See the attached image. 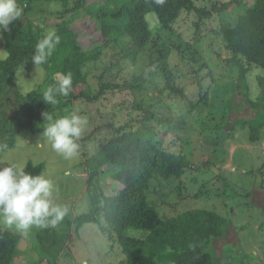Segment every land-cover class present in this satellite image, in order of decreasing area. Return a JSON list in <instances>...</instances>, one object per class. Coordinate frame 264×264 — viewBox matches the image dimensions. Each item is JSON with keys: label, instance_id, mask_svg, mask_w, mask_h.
<instances>
[{"label": "trees", "instance_id": "obj_1", "mask_svg": "<svg viewBox=\"0 0 264 264\" xmlns=\"http://www.w3.org/2000/svg\"><path fill=\"white\" fill-rule=\"evenodd\" d=\"M86 1L17 0L23 8L22 17L27 18L25 25L21 17L9 25L10 31L3 32L7 56L0 58V153L15 146L20 129L35 135L42 133L44 111L53 118H59L67 115L62 110L74 101L96 102L116 89L123 90L127 86L134 88L138 76L134 75L131 81L119 85L104 82L106 72L116 76L126 67L136 66L138 56L146 51L152 41V18H156L158 28H168L182 12L195 8L192 0H101L99 7L92 10L85 7ZM236 2L242 11L236 15L233 23L222 25L221 34L231 55L229 61L239 67L244 85L248 68L241 61L242 57L245 64L264 70V0H254L250 6L241 4L239 0ZM230 5L229 1L215 9L223 11ZM82 8L94 15L105 39L88 50H82L76 44L74 34L69 29V25L80 16ZM47 15L59 18L60 22L56 26L48 24ZM48 31H54L60 37V43L47 62L40 65L47 70L44 79L46 87L33 86L23 92L18 86V73L23 67L34 65L31 58L35 45ZM177 46L180 57L185 58L189 50ZM164 50L158 51L159 59L167 56ZM104 56L110 62L104 63L103 72L97 76L98 89L93 92L88 76L98 70ZM191 60L198 62V67L204 65L196 55ZM157 71L164 83L163 90H168L167 94H183L181 87L174 83V75L166 62L160 63ZM69 73L72 78L69 95L65 97L57 93L55 105L45 104L43 92L50 86H58L59 80L54 78L55 74L63 78ZM259 81L263 97L255 102L245 93L242 100L252 113L249 117L236 119L240 128H247L250 141L259 140L264 130V78ZM197 83L201 85L199 80ZM232 99L225 101V110L232 108ZM197 105L190 103L191 107ZM126 108L128 118L118 124L107 123V130L97 137L96 146L94 149L91 147V152L83 149L84 138L79 140L83 160L78 167L86 172L85 201L88 211L78 214L71 221H61L58 226L63 224L62 227L67 230L66 236H69L71 223H74L73 232L76 233L78 227L84 224L99 225L101 235L108 240L111 248L115 246L124 255V259L117 264H250L252 253L241 260L231 257L230 261L223 255L219 258L213 253L212 242L223 235L226 216L231 215V210H227L229 207L223 209L226 216L205 207L178 210L171 217L161 214L160 206L163 208L165 202L159 198L164 199L169 193L173 195L166 192L168 184L184 175L186 158L154 139L151 136L155 134L153 130L149 132L147 120L160 133L168 132L170 117L151 112L148 106H143L136 99L131 107ZM136 110H141L138 113L141 124L139 117L136 121L138 115H131ZM43 168V163L28 161L25 170L35 175L40 174ZM106 177L117 182L115 194L105 195L101 189V180ZM220 179L226 183L223 191L231 194L232 187L227 186L223 177ZM196 185L200 191L195 197L205 198L212 194V189L205 188V184L193 181V186ZM48 228L55 236L52 234L55 233L54 227ZM38 232L33 231L34 235L28 233V237L0 227V264H65L62 263L65 255L60 257L58 253L40 252L41 242L47 237H41ZM51 238L52 243L54 240Z\"/></svg>", "mask_w": 264, "mask_h": 264}, {"label": "rangeland", "instance_id": "obj_2", "mask_svg": "<svg viewBox=\"0 0 264 264\" xmlns=\"http://www.w3.org/2000/svg\"><path fill=\"white\" fill-rule=\"evenodd\" d=\"M229 1L231 5L223 11L215 9ZM253 1L239 0L241 4L249 6ZM100 2L87 0L85 7L96 10ZM192 2L195 8L182 12L168 28H158L156 18L150 20V27L154 30L152 41L146 51L138 56L134 68L126 67L116 76L106 72L104 82L119 85L131 81L134 75L138 76L134 88L127 86L123 90L116 89L96 102L74 101L62 111L67 115L74 112L87 117L88 123L80 140L84 138L82 147L88 152L96 146L97 137L107 130V123L118 124L128 118L126 107H131L135 99L141 101L143 106H148L151 112L170 117V130L165 134L156 130L151 121L147 120L149 132H155L151 135L154 139L172 152L182 153L186 158L184 175L168 184L166 192L173 195L169 193L164 199L159 198L165 202L163 208L160 206L161 214L171 217L178 210L205 207L226 216L223 209L229 207L227 210H231V215L226 216L223 235L212 242L213 253L219 258L223 255L227 261L232 258L245 259L252 253L250 264H264V130L259 140L250 141L247 128H240L236 122V119L249 117L252 113L242 100L245 93L255 102L263 97L259 79L264 78V70L245 64L242 57L241 61L248 68L243 85L239 67L229 61L231 55L221 33L222 25L233 23L236 15L242 11L236 0ZM80 12L69 29L74 34L76 44L82 50H88L105 39L94 15L83 8ZM26 18L23 16L21 19L23 25L26 24ZM59 22V18L47 15L48 24L56 26ZM4 41L5 35L0 32L1 59L7 56ZM177 45L189 50L185 58L180 57ZM159 50H164L167 56L159 59ZM194 55L200 57L204 65L198 67V62L191 60ZM108 61L110 59H103L98 70L88 76L93 92L98 89L97 76L103 72L102 67ZM162 62H166L172 71L174 83L181 87L182 95H169L166 88L163 90L164 83L157 71ZM20 70L18 86L23 92L33 86L46 87L45 68L29 64ZM54 78L60 80L62 76L55 74ZM198 80L201 85L197 83ZM230 98H233L234 104L231 109L225 110V101ZM190 103L198 105L191 107ZM138 113L141 110L132 111L131 115L135 117ZM138 117L141 124L140 115L136 121ZM178 123L180 125L175 128L174 125ZM82 160L81 152L72 161L63 159L51 150L43 140L42 133L35 135L25 129L19 130L13 148L0 153V161H14L22 165L28 161L33 164L43 163L44 168L40 174L53 181L58 189V202L69 208L63 222L71 221L78 214L88 211L85 201L86 172L78 167ZM4 166H7L6 162L0 164V167ZM221 177L227 181V186L232 187L231 194L223 191L226 183ZM101 181L105 195L117 192V182L108 177ZM193 181L205 184V188L210 187L212 194L205 198L195 197L200 190L198 185L193 186ZM62 225L54 227L55 233L52 234L55 236L51 235L52 229L48 228L53 227L51 225L44 227L49 231L41 228L30 230V235H34L33 231H39L41 237H47L41 242L42 254L49 252L58 253L60 257L65 255L62 257V263L65 264H117L124 259V255L115 246L111 248L108 240L101 235L99 225L84 224L78 227L76 233L73 232L74 223H71L69 236H66L67 230ZM0 227L4 226L0 224ZM51 237L54 240L52 243Z\"/></svg>", "mask_w": 264, "mask_h": 264}, {"label": "clouds", "instance_id": "obj_3", "mask_svg": "<svg viewBox=\"0 0 264 264\" xmlns=\"http://www.w3.org/2000/svg\"><path fill=\"white\" fill-rule=\"evenodd\" d=\"M23 8L17 0H0V32L10 31L9 25L21 19ZM60 37L48 31L36 43L31 61L43 65L52 55ZM71 73L59 80L58 86L48 87L43 92L45 104L55 105L57 93L67 97L71 91ZM44 123L42 137L51 150L63 159L72 161L80 155L79 140L88 123L86 116L71 113L53 118L47 111L42 113ZM0 224L9 230L27 235L33 228L55 227L69 212L58 202V189L53 181L43 174H31L26 165L14 161H0Z\"/></svg>", "mask_w": 264, "mask_h": 264}, {"label": "water", "instance_id": "obj_4", "mask_svg": "<svg viewBox=\"0 0 264 264\" xmlns=\"http://www.w3.org/2000/svg\"><path fill=\"white\" fill-rule=\"evenodd\" d=\"M101 34H102V32H101ZM103 35V34H102Z\"/></svg>", "mask_w": 264, "mask_h": 264}]
</instances>
